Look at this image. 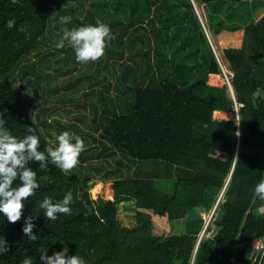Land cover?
Here are the masks:
<instances>
[{"label":"trees","instance_id":"1","mask_svg":"<svg viewBox=\"0 0 264 264\" xmlns=\"http://www.w3.org/2000/svg\"><path fill=\"white\" fill-rule=\"evenodd\" d=\"M246 1L196 0L224 14L227 6L232 23L237 22L226 26L219 16H208L209 29L234 73L239 138L234 120L214 118L215 111L234 112L235 101L226 86L207 84L209 73L219 74L220 66L193 0H97L92 4L77 0L78 8L89 14L81 23L96 25L99 20L109 25L112 39L105 49L108 57L95 64L91 75L74 72L76 84L86 78L78 85L76 97L57 94L61 89L48 82L52 75L38 69L44 65L42 57L31 61L43 53V43L60 40L62 28H73L74 18L56 24L53 13L61 11L62 17L70 18L75 4L68 11L61 4L58 8L57 0H20L17 4L0 0V118L13 136L22 139L29 134L27 127H32L41 151L53 147L42 128L53 127L57 132L78 124L64 125L51 110L73 103L72 109L63 112L76 120H89L88 112H94V107L84 94L92 89L102 101L110 99L115 112L109 123L102 128L97 125L106 140L98 146L97 155L112 156L115 165L106 162L92 167L105 171V176H97L100 180L114 182V200L92 198L90 182L95 177L91 169L74 168L65 175L51 164L46 170H40L38 163L30 165L40 187L23 201L18 222L9 223L0 213V238L9 248L6 255H0V264H22L25 257L41 264L40 248L46 247L51 256L65 246L68 255L83 257L85 264H249L245 258L249 242L264 235V212L256 213L264 202L254 191L264 180V3L256 6L250 19L246 10L237 13ZM9 19L16 21L12 29L7 28ZM21 26L27 27V33L17 30ZM65 45L77 65L75 70H80L74 50ZM85 66L94 68L93 62ZM193 68L195 72L189 73ZM64 84L68 89L70 84ZM79 107L83 112H76ZM162 165L174 182L171 191L160 182L168 181L160 172ZM231 173L225 200L218 205L217 234L201 239L198 245L204 222L200 212L210 204L209 192L222 191ZM69 191L72 215L48 220L40 208L42 200L61 201ZM120 214L136 216L135 226H124ZM28 217H33L37 241H30L22 231ZM183 219L185 231L172 234L173 221Z\"/></svg>","mask_w":264,"mask_h":264},{"label":"clouds","instance_id":"2","mask_svg":"<svg viewBox=\"0 0 264 264\" xmlns=\"http://www.w3.org/2000/svg\"><path fill=\"white\" fill-rule=\"evenodd\" d=\"M19 2L20 0H11L12 4ZM61 19L64 23L70 21L68 17ZM15 25L14 19L7 21V28L12 29ZM17 30L27 33L28 29L21 26ZM111 39L110 26L98 20L96 25L74 27L71 30L67 27L62 28V36L55 47L64 49L67 42L75 52L76 61L86 65L98 61L105 55V49ZM4 124L5 121L0 118V213L6 216L9 223L14 224L22 217L23 201L34 196L40 187L37 172L33 171L30 165L38 163L40 170H46L51 164L67 175L78 166L79 156L85 150V144L79 136L75 137L73 143L70 133L64 131L55 137L58 146L55 148L49 146L41 151L40 139L34 134L35 130L32 127L26 129L29 134L18 139L4 127ZM236 135L240 136L241 133L237 132ZM234 159L238 160V157ZM16 181H19V184L13 186ZM254 191L256 197L264 202V180L255 186ZM72 203L73 195L69 191L61 201L53 202L52 199L45 197L40 203V208L44 210L48 220L55 221L59 215H72ZM35 227L33 217H28L22 231L30 241L40 239L39 235L33 232ZM200 241L199 239L198 244ZM8 251L7 241L0 238V255H6ZM68 251V247L65 246L49 256L48 249L42 247L39 249V259L41 264H85L83 257L77 254L68 255ZM22 264H34V261L31 257H25Z\"/></svg>","mask_w":264,"mask_h":264},{"label":"rangeland","instance_id":"3","mask_svg":"<svg viewBox=\"0 0 264 264\" xmlns=\"http://www.w3.org/2000/svg\"><path fill=\"white\" fill-rule=\"evenodd\" d=\"M91 4L97 0H90ZM194 1V5H195V12L197 13V15L199 16V18L201 19V23L203 28L206 30L207 33V37L209 39V43L212 46L215 55L218 59L219 62V66H220V72L219 74L222 76L223 75V70H227L228 69V62L225 59L224 53L222 51V49L220 48L216 36L214 34L213 31H211L209 29L208 26V16L211 13V15L214 16H219L221 21L223 22L224 25H232L234 26V24H237V22L232 23L233 21H231L232 19L230 18L231 16V9L228 8L227 6L223 7L224 10H228L227 14H224L222 11L218 12L216 10H214V8H210V6H207L205 4H199L198 2H196V0ZM245 4L239 6V9L237 11V13L240 15V12L242 13L244 10H246V12L248 14H250V19H252V17H254L255 15V8L257 5L259 4H263L264 0H247L246 2H244ZM63 7V9H67L68 11L69 6L74 5L76 7V10H74L73 12H70V20H72L73 18V28H78L80 26H84L81 22L82 20H84V18L89 14L86 11V9H80L78 8L77 4V0H57V6L59 8V6ZM64 4V5H62ZM238 8V7H237ZM77 11V12H76ZM59 12V11H58ZM83 14H81V13ZM62 12L60 11V14L57 13V10L53 13V21L57 24V22L61 21L62 19ZM257 15V13H256ZM155 14L152 15V17H154ZM76 19H78V21H75ZM173 20V19H172ZM178 20V19H177ZM236 21V20H235ZM173 23V21H172ZM185 24V23H184ZM178 25V24H176ZM217 25L218 27L222 26V23L220 21H217ZM160 26V23L156 22L155 27L158 28ZM175 26V25H174ZM152 27H149V29H151ZM158 30V29H157ZM149 35L152 34L151 30H149L148 32ZM156 38H154L152 40H155ZM151 43L153 45L156 44V42L151 41ZM56 44H54L53 42H47V43H43L41 46L40 51H43V53H41L40 55H34L35 57L31 58V61L34 60V58H37L36 60H40L41 57L42 62H44V65L39 66L38 69H42L44 71H48L49 74H51L52 76L48 77V82L52 83V84H56V86L58 88L61 89V91L59 94H63L64 92H66V94H68L69 96H71V94L74 95V97L78 96V94L80 93V89L78 88L79 86H81V82L86 81L83 77V80L79 83L76 84V80L72 81V78L74 76V72L78 73L81 75V73L85 72V74L87 73V75H91L92 71L95 69V64H98L99 61H103V59L107 58L109 55V50H105V55L99 59L96 62H93L94 64V68H89L87 66H85V64H83V67L81 66L82 64H79V69L80 70H75L76 66L74 63V58L69 57L67 52H66V48L63 51H60L59 49H57L55 47ZM67 48H69L67 45H65ZM152 61H154V54L153 52L150 53ZM39 56V57H38ZM197 56H200L199 54ZM72 58V59H71ZM200 59L201 62L205 61L206 59H202V57H197ZM126 60V58H125ZM123 61V60H121ZM120 61V62H121ZM68 63V66H67ZM69 67V69H68ZM112 70V69H110ZM229 70V69H228ZM59 71V72H58ZM66 71L67 75L64 74ZM71 71V72H70ZM195 72V69L193 68V70H189L188 72ZM222 73V74H221ZM61 74V75H60ZM109 75H111L110 72H108ZM66 75V76H65ZM140 76V74H139ZM234 76V75H233ZM232 78V77H231ZM233 79V78H232ZM231 79V80H232ZM208 80V79H207ZM68 82L69 84V88L65 89V84L64 82ZM225 82V81H224ZM83 84V83H82ZM210 84V83H209ZM79 85V86H78ZM84 85V84H83ZM225 83H222V86H224ZM55 86V85H54ZM221 86V85H220ZM227 91L229 94V90L230 88L227 87ZM93 92H91V90H88V94H84L82 91L81 94H84L85 99H90V101L93 103V107H94V112L90 113L88 112V117H90L89 120H76L74 119L72 114H65L63 112V109L69 110L72 109V105L73 103H68L66 104L63 108L59 107L57 109L51 110V112L53 113V117H56L57 119H62V122L64 123V125H69L72 124L74 122H76L78 125L77 127H65V129L63 130H58L56 132L55 128L51 127L48 130H46L45 128H42L43 131L45 132V134L47 135V139L49 140V143L55 148L57 145V143L55 142V137L58 136L59 134H61L64 131H68L70 133V135L72 136V142L75 143V137L79 136L83 139L84 144H85V150L80 154L81 157L79 158V164L78 166L75 168L77 171L80 172H88L90 169L92 170L94 165L101 166L104 165L106 162H110V164L115 165L114 160L112 159V156L110 157H106L104 155H97L98 153V146L100 144H102L103 142H105L106 140L101 136L99 129L97 130V125L100 126L99 128L103 127V124H107L109 123V120H111V118L115 117V112L113 113L112 110V106L110 103V99H107L105 101H102L103 99L99 98V94L97 93V91L95 89H92ZM95 91V92H94ZM116 90L112 89L111 94H113L112 96L115 97L116 95ZM56 94L53 93L52 96ZM72 95V96H73ZM232 96V94H230ZM51 96V95H50ZM77 100L74 102V105H77ZM105 104L107 106L106 110H103L102 105L100 104ZM129 107V106H128ZM236 107V106H235ZM239 108V106H238ZM237 110V108H235ZM84 109H80L77 108V113H81L83 112ZM236 110L234 112V114L228 115L226 116V118H229L230 120H236L237 116H236ZM43 115V114H42ZM225 115L219 114L217 115L216 113H214V118H218L219 119H224ZM53 117H51L52 119H50L49 121L53 120ZM95 118V120H94ZM105 118H107V120H105L104 122H102ZM225 118V119H226ZM80 128V129H79ZM51 129V131H50ZM69 129V130H67ZM51 132V134L49 133ZM97 149V150H96ZM104 157V159H103ZM109 169V167H108ZM91 173H94V177L93 180L90 182V193L92 195V198L97 199V198H102L103 200H114L115 197V192H114V182L113 181H104V180H100L99 177H103L105 176V171L101 170L99 172H96L94 170L90 171ZM160 172H163V177L164 180H168V181H160L162 184H166L167 186H170L169 191L173 190L174 186H173V181H169V174L168 173V168H166L165 165L160 166ZM107 173V172H106ZM171 182V185H170ZM209 196L207 197L209 199V206L203 208V213L202 216L205 219V222H203V227L205 226H210V228H217L215 219L217 220V216L219 215V209H218V205L219 203L223 202L225 200L224 193L222 191H216L213 190L211 192H209ZM130 215H125V214H120L119 219L121 220V222L124 224V226L127 227H133L135 226V219L136 216H134L132 214V217L130 218ZM212 219L213 225H211L210 221ZM185 219L183 220H174L173 221V230H172V234H180L183 233L185 231ZM204 228H202L203 230ZM202 232V231H201ZM200 232V233H201ZM176 264H182V261H178L176 262Z\"/></svg>","mask_w":264,"mask_h":264},{"label":"built area","instance_id":"4","mask_svg":"<svg viewBox=\"0 0 264 264\" xmlns=\"http://www.w3.org/2000/svg\"><path fill=\"white\" fill-rule=\"evenodd\" d=\"M227 70H223L224 72V79H225V83L227 86H231V75L226 73ZM238 117V115H237ZM201 212V217L205 222L204 217L202 216ZM212 222V219L210 221V223ZM216 222V219H215ZM211 225H213V223H211ZM217 225V224H216ZM204 229L202 230V232L199 235V239H213L217 233V228H210V226H205L203 227ZM248 250L250 252V260H251V264H264V235L254 238L249 242L248 245ZM191 264H194V262L192 261ZM213 264H217L216 261H214Z\"/></svg>","mask_w":264,"mask_h":264},{"label":"crops","instance_id":"5","mask_svg":"<svg viewBox=\"0 0 264 264\" xmlns=\"http://www.w3.org/2000/svg\"><path fill=\"white\" fill-rule=\"evenodd\" d=\"M226 73L227 74H229V75H231V77L233 78V75H234V73L233 72H231L230 70H228L227 69V71H226ZM222 74V73H221ZM219 76V78H220V81H219V79L217 80V82L216 83H212V80H213V76ZM231 78V79H232ZM207 84L208 85H211V86H214V87H224V86H226V87H229L230 88V90H229V96L235 101V108H237V110H236V116L238 115V117L236 118V120H234L236 123H239L238 124V132H240L241 133V128H240V123H241V118H240V112H239V108H238V103L236 102L237 100H236V94H235V90H234V87H233V84H232V82H231V86H227L226 85V83L224 82L225 81V79H224V72H223V75L221 76L220 74H213V73H209V75H208V77H207ZM210 83V84H209ZM222 83H225V85L224 86H222ZM221 85V86H220ZM228 90V89H227ZM230 94H232V96L230 95ZM235 112V111H234ZM234 112H226V111H215V113L217 114V115H219V114H222V115H225L224 117L226 118V116H228V115H231V114H234ZM224 118V119H225ZM217 119H219V117L217 118ZM223 119V118H222ZM227 120H230L229 118H226ZM239 138H240V136H239ZM231 175V174H230ZM229 181L230 180H228L227 179V182H226V184H225V187L223 188V190H222V192L224 193L225 192V190H226V188H227V185H228V183H229ZM203 211V210H202ZM201 211V212H202ZM200 212V213H201ZM258 212H264V206H262V207H260V208H258V209H256V213H258ZM201 215V214H200ZM131 218V217H130ZM134 227V226H133ZM218 231V230H217ZM217 234V233H216ZM249 247V246H248ZM196 250V249H195ZM196 252L197 251H195V254H196ZM249 256H250V252H249V250H248V248H247V250H246V253H245V258L246 259H248L249 260V264H251V260H250V258H249ZM194 259V258H193ZM236 264H245V263H243V262H237Z\"/></svg>","mask_w":264,"mask_h":264},{"label":"bare ground","instance_id":"6","mask_svg":"<svg viewBox=\"0 0 264 264\" xmlns=\"http://www.w3.org/2000/svg\"><path fill=\"white\" fill-rule=\"evenodd\" d=\"M218 79H219V81H220L219 76H215V75H214V76H213L212 83H216Z\"/></svg>","mask_w":264,"mask_h":264},{"label":"water","instance_id":"7","mask_svg":"<svg viewBox=\"0 0 264 264\" xmlns=\"http://www.w3.org/2000/svg\"><path fill=\"white\" fill-rule=\"evenodd\" d=\"M193 4H194V1H193ZM233 171V170H232ZM231 175H232V173H231ZM231 175L229 176V178H228V180H230V178H231ZM199 245V244H198ZM198 245H197V247H196V250L195 251H197V249H198Z\"/></svg>","mask_w":264,"mask_h":264}]
</instances>
